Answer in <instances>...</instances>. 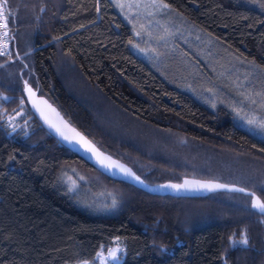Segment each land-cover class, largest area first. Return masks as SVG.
<instances>
[{
    "label": "trees",
    "instance_id": "16d2710c",
    "mask_svg": "<svg viewBox=\"0 0 264 264\" xmlns=\"http://www.w3.org/2000/svg\"><path fill=\"white\" fill-rule=\"evenodd\" d=\"M162 1L264 76V0ZM0 2L14 26L10 55L0 56V264H99L115 238L118 264H264V214L252 196L153 194L112 179L50 134L24 89L147 184L212 180L264 201V138L238 125L234 102L135 54L111 0ZM243 235L247 246L231 244Z\"/></svg>",
    "mask_w": 264,
    "mask_h": 264
},
{
    "label": "rangeland",
    "instance_id": "374dc122",
    "mask_svg": "<svg viewBox=\"0 0 264 264\" xmlns=\"http://www.w3.org/2000/svg\"><path fill=\"white\" fill-rule=\"evenodd\" d=\"M111 1L117 13L132 30L134 41L131 49L135 54L169 74L174 72L175 75L181 74L185 79L194 80V84L199 85V92L206 98H227L231 103L234 102L242 117L238 125L264 138V130L248 123L250 119L264 121V99L260 100L264 95V91L260 89L264 88L262 74L253 70L252 73L247 71L249 67L247 63L242 60L233 61L228 53L220 49L219 44L202 41L200 32L162 0ZM216 57L219 59L215 60ZM198 58L204 59L206 68L211 71L207 78H203L201 66L196 65ZM194 67L196 69L192 73L190 70ZM236 67L240 70L232 71ZM189 71L194 76L187 73ZM249 79L252 80V84L249 83ZM219 86H224L228 90L227 94L216 92ZM204 87L208 89L204 90ZM110 249H122V251L117 253L118 260L108 259L106 264L121 262L124 256V242L120 238H115L98 252L102 253V257H96L99 264H104V258L108 257Z\"/></svg>",
    "mask_w": 264,
    "mask_h": 264
},
{
    "label": "snow or ice",
    "instance_id": "6c2138e0",
    "mask_svg": "<svg viewBox=\"0 0 264 264\" xmlns=\"http://www.w3.org/2000/svg\"><path fill=\"white\" fill-rule=\"evenodd\" d=\"M5 29H7V20L5 19L2 25ZM4 37L7 38V31L4 32ZM3 54H8L10 55V53L7 52V47L5 45L4 49L0 50V55ZM0 67H3V65H0ZM25 88L27 90V92L29 93V95H34V93L32 92V89L30 87H28L27 82L25 81ZM5 99H7L5 97ZM24 101H21V104H23ZM46 103V101H45ZM53 112H55V109L52 110ZM20 113H17V115H19ZM41 115H43V113H41ZM57 115H59L57 113ZM46 122L49 123L50 127L55 128L56 132L58 133V135L64 140L67 141L69 143V145H74V144H79L85 153H92L93 155H96L98 157V162L100 163L101 167L107 168V169H111L113 167L119 168L125 175L128 176H133L135 180L139 181L140 183H143V181L140 180L139 176H135V174L131 171V169H128L126 167H124L123 165L119 164L116 161H111L110 157L107 156H103V153H100L99 150L95 147V145L92 144L91 141H88L83 135H81V133L77 132L74 128H71L70 125L67 124V122L61 121V124L63 125V127H58L55 124H52L50 121ZM9 125L11 126V131L15 132L16 128L19 127V125H15L12 123V118H9ZM249 124H254L256 125L258 128H260L261 130H264V121H256L255 119H250L248 121ZM100 157H103V159H99ZM91 158V157H89ZM9 159H14V157H9ZM105 161H110V163H105ZM81 179H83V177H81ZM75 181H71V187L69 188V191H72L75 188ZM162 188H171L177 191H180L182 189H192V190H200V189H204V190H208V191H213L216 189H220V188H228L229 191H236V192H241V193H245L246 196H252V207L256 210H258L261 214H264V201H261L259 198H256L254 193L249 192L248 190H246L245 188H237V187H229L228 185H223V184H218V183H213V182H201V181H196V180H185L183 182V184H168V185H162L160 186ZM232 245H244L247 246L248 245V238L246 235H243L241 237V239L239 240H232L231 241ZM119 251H122V249H110L108 251V257L104 258V264H106V261L108 259L111 260H118L119 256L117 255V253ZM97 257L100 258L102 257V253H97ZM83 264H89L88 261H84ZM225 264H227V262L225 261Z\"/></svg>",
    "mask_w": 264,
    "mask_h": 264
},
{
    "label": "water",
    "instance_id": "95a60500",
    "mask_svg": "<svg viewBox=\"0 0 264 264\" xmlns=\"http://www.w3.org/2000/svg\"><path fill=\"white\" fill-rule=\"evenodd\" d=\"M28 87H30V86H28ZM24 92H25V95H26V97L28 99V102H29L30 106L32 107V109L36 113V115L39 118V120L42 122L43 126L50 132V134H52L57 140H59L68 149H70L71 151L76 153L82 159H84L85 161L90 163L92 166H94L97 170H99L100 172H102L103 174H105L106 176H108V177H110L112 179L121 180V181L127 182L129 184H132V185H134V186H136V187H138L140 189H143V190H145L147 192H150V193H153V194H170V195H176V196H201V195H205V194H208L210 192L217 191V190H224V189L226 190V189H228V188H220V189H216V190H213V191H208V190H204V189H200V190L182 189L180 191H177V190H174V189H171V188H162L160 186L168 185V184H183V182L185 180H196V181H201V182L210 181V182L218 183V184H222V183H219V182H216V181H212V180H202V179H196V178H189V179H184V180H182L179 183L168 182V183H163V184L150 185V184H147L146 182H144L141 178H140V180L143 181V183H140L139 181L135 180L133 176L125 175L119 168L113 167L111 169H107V168L101 167L100 163L98 162V157L96 155H93L92 153H85L83 148L79 144L69 145V143L67 141H64L58 135V133L56 132L55 128L49 126V123L46 122L45 118H47V121H50L52 124H55L58 127H63V125L61 124V121H64V122H67V124L70 125L71 128H74L63 117V115L58 111V109L53 104H51L49 101L45 100L44 98L40 97L38 95V93L36 91H34L33 89H32V92L34 93V95H29V93L27 92L26 88L24 89ZM45 101H46V103H45ZM53 109H55V112L52 111ZM41 113H43V115H41ZM57 113L59 115H57ZM74 129L77 132L81 133L76 128H74ZM81 135H83L88 141H91L84 134L81 133ZM92 144L95 145L93 142H92ZM95 147L99 150L100 153H103V156L110 157L111 161H116L119 164L123 165L124 167L130 169L128 166H126L122 162H120V161L112 158L108 154L104 153L96 145H95ZM89 157H91V158H89ZM99 159H103V157H100ZM105 163L106 164L110 163V161H105ZM135 176H138V175L135 174ZM255 197H256V195H255Z\"/></svg>",
    "mask_w": 264,
    "mask_h": 264
},
{
    "label": "built area",
    "instance_id": "2783aa9c",
    "mask_svg": "<svg viewBox=\"0 0 264 264\" xmlns=\"http://www.w3.org/2000/svg\"><path fill=\"white\" fill-rule=\"evenodd\" d=\"M5 19H6V15H5L4 7H3V5L0 2V50L4 49V47L6 45L7 52L10 53V50H11V42H12V30H13L14 26H11L7 22V29H5L2 26ZM5 31H7V38L4 37V32ZM5 55H7V54H3V55H0V56H5ZM113 264H115V263H113Z\"/></svg>",
    "mask_w": 264,
    "mask_h": 264
}]
</instances>
